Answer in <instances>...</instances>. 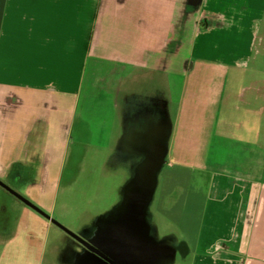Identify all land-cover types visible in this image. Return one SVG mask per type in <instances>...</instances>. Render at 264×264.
<instances>
[{
    "label": "crops",
    "instance_id": "obj_1",
    "mask_svg": "<svg viewBox=\"0 0 264 264\" xmlns=\"http://www.w3.org/2000/svg\"><path fill=\"white\" fill-rule=\"evenodd\" d=\"M219 2L221 7L214 9L207 0H0V120L23 117V139L30 144L23 149V159L12 158L0 168V178L15 166H27L37 153L43 158L42 177L31 192L51 186V172L55 167L63 169L68 148L65 127L77 119L76 106L85 91L105 93L112 100L122 126L121 149L133 152V158L142 157L141 148L134 145L143 140L140 131L159 126L165 116L170 133L164 167L170 165V158L182 167L180 160L198 159L191 145L189 100L194 90L214 79L223 94L221 108L243 110L246 117L238 124L224 123L230 129L240 127V135H220L217 119L213 128L217 136L208 140L205 150L210 155L227 152L239 161L230 172L221 154L206 165L197 164L209 171L210 178L212 173L219 176L216 186L208 182V190L216 192V207L197 245L192 249L184 242L182 260L184 264H227L218 256L233 252L240 255L234 264H248L243 256L253 239L259 204L264 205L263 169H257L258 160L264 158V55L257 49V42L259 46L263 42L258 38L264 33V0ZM230 4L234 10L229 11ZM225 59L246 71L251 65V74H234L231 83L228 74L221 77L202 70L209 64L218 67ZM96 75L95 85L86 89L91 86L87 77ZM181 76L185 82L179 91ZM164 89L169 110L173 94L178 95L174 118L171 111L168 115ZM10 98L14 99L11 105ZM66 98L76 104L70 107ZM5 142L0 136V155ZM127 143L132 149L125 148Z\"/></svg>",
    "mask_w": 264,
    "mask_h": 264
},
{
    "label": "rangeland",
    "instance_id": "obj_2",
    "mask_svg": "<svg viewBox=\"0 0 264 264\" xmlns=\"http://www.w3.org/2000/svg\"><path fill=\"white\" fill-rule=\"evenodd\" d=\"M207 3H211L214 9L220 6L219 0H207ZM230 9L231 4L229 11ZM260 39L263 42L261 46L257 42V49L261 55H264V33L258 41ZM217 66L204 65L202 70L206 69L205 72L208 74H221V77L228 74L230 80L234 74H251V65L246 71L237 62L232 64L229 59L222 60V65ZM97 77V75L93 79L87 77V82L91 86L86 89L95 85ZM200 81L203 80L200 79ZM184 82L183 76L177 78L179 91ZM220 88L217 81L208 79L207 85H200L194 90L193 100H189L193 108L190 135L194 142L191 145L196 148L195 156L198 159L180 160L184 163L182 167L174 165L176 159H167L170 165L161 171L158 179L159 187L148 208L147 221L151 227V237L156 242L172 239L180 246L186 242L193 249L197 245L198 236L205 221H210L209 214L212 216L211 212L216 207L214 202L216 192L208 190V182L214 181L216 186L219 181L218 175L211 172L214 179L210 178L211 176L207 175L209 171L205 172L203 168H198L197 164L206 165L208 164L206 161L218 159L216 155L221 154L225 160L223 166L230 172L239 161L227 152L224 154L218 150L211 152L210 155L205 150L208 140H212L214 135L217 136L213 130L217 119L221 120L220 135L243 133L240 127L230 129L224 124L231 121L238 124L246 116L243 110L232 112L228 107L221 108L220 98L223 94ZM164 92V103L168 108V115L170 117L171 111L174 118L178 95L173 94L169 110L166 89ZM66 101L70 107L76 104L73 98H66ZM111 101L105 93L91 95L90 92L85 91L76 106L77 122L83 127L84 139L78 142L74 137L70 144L66 138L68 148L63 160V169L59 171V168L55 167L52 170L51 186L43 190L44 192L40 189L31 192V188V193L23 196L32 205L84 241L90 238L89 234L85 235V231H93L97 221L108 220L112 214L114 216L121 214L126 186L142 160V157L138 156L133 158V152L127 154L121 149L119 140L123 137L122 126L119 124L121 122L117 119L116 109ZM240 106L243 105L240 104ZM217 110L220 111L217 112ZM24 122L21 116L13 121L0 120V136L6 140L4 152L2 151L3 154L0 155V168L9 164L12 158L23 159V149L30 145L26 139H23L21 126ZM146 130L143 128L140 131L142 134L139 139ZM2 149L3 145L0 144V153ZM262 153L264 157V151ZM254 162L253 160V164ZM258 168L263 169L261 184L264 189V158L258 160ZM226 177L229 181L234 178L231 173H228ZM0 180L4 182L1 178ZM261 194L264 196V190ZM258 212L259 215L251 230L253 239L252 242L250 241L251 244H248V255L243 256L248 259L246 261L248 264H264V205L259 204ZM18 230L19 236L9 245L0 244V264H73L72 255L65 256V250L80 251L78 243L33 211L28 212ZM32 234L36 240L31 241L29 235L32 236ZM218 257L226 259L227 264H234V260H238L240 255L237 257L233 252H228ZM182 259L181 255L177 256L175 264H184Z\"/></svg>",
    "mask_w": 264,
    "mask_h": 264
},
{
    "label": "water",
    "instance_id": "obj_3",
    "mask_svg": "<svg viewBox=\"0 0 264 264\" xmlns=\"http://www.w3.org/2000/svg\"><path fill=\"white\" fill-rule=\"evenodd\" d=\"M155 127L158 126L153 128ZM150 130H146L143 136ZM167 137L164 130L161 129L155 147L153 143L150 149L143 150L141 148L139 153L142 155V161L137 166L133 178L125 189V199L122 204V209L124 208L123 218L114 227L115 235L110 244L117 249L122 247L128 249L125 252L118 250L116 252L118 255L121 253V256L126 258L125 260L130 261L129 264H171L175 261L177 252L182 257L185 256L182 252V248L186 247L185 244L177 247L171 240L156 242L151 237V227L147 221L148 208L154 199L158 186V176L166 164ZM0 187L48 219L69 237L88 246L87 242L51 219L1 180Z\"/></svg>",
    "mask_w": 264,
    "mask_h": 264
},
{
    "label": "flooded vegetation",
    "instance_id": "obj_4",
    "mask_svg": "<svg viewBox=\"0 0 264 264\" xmlns=\"http://www.w3.org/2000/svg\"><path fill=\"white\" fill-rule=\"evenodd\" d=\"M13 100V98L9 99V105H11ZM40 126L41 124L36 127V132L38 131ZM82 128L83 127H81V124L77 122V119L74 120L72 124L65 127L64 136L68 138L67 141H69L70 144H72L74 137L78 142L79 140L82 141L84 139ZM161 129H163L164 133L168 136L169 126L167 118L165 116L163 117L162 122L158 127L152 128L147 134L142 137V141L136 142L134 145L137 148H142L143 150L150 149L153 143L155 147V142L157 141L156 139L158 138ZM34 136H36L35 133L31 137V142L34 140ZM87 136L88 135L86 134V137ZM39 138L40 137H38L37 141L39 140ZM125 148L129 150L131 148V144H125ZM124 152L127 154L129 153L125 149ZM42 162L43 158H41L39 154L34 153L27 166H15L9 171L7 175L2 177L1 179L4 180L3 183H5L7 186L12 188L15 192L23 197L24 194H27L28 188L38 185L39 180L42 177L40 176ZM2 195L5 196L3 199ZM29 211H33L39 214L0 187V244L5 245L8 242H12V240H15L19 236L18 227L20 223L26 218ZM120 212L121 214L118 213L115 216L112 214L108 220L97 221L93 226V231H85V235H90L88 241H85L88 243V246H85L72 238L76 243L80 245V251L65 250V256L71 254L73 257V264H129L130 261L125 260L126 258L122 257L121 253L120 255H118L116 252V250L125 252L128 249H126V247L117 249V247L111 246L110 244L111 239L115 235L114 227L123 218L124 208ZM39 215L45 220L49 221L41 214ZM29 238L31 239V241L36 240L33 238V234L32 236L29 235ZM179 255L180 254H178V256Z\"/></svg>",
    "mask_w": 264,
    "mask_h": 264
}]
</instances>
